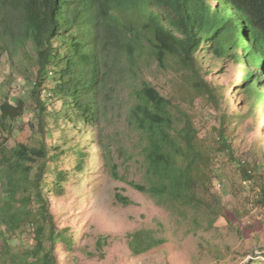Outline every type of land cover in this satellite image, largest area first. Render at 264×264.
Wrapping results in <instances>:
<instances>
[{
  "label": "trees",
  "instance_id": "obj_1",
  "mask_svg": "<svg viewBox=\"0 0 264 264\" xmlns=\"http://www.w3.org/2000/svg\"><path fill=\"white\" fill-rule=\"evenodd\" d=\"M202 52L214 59H232L244 74L240 89L249 105V117L264 105V0H0V67L8 59L9 85L23 76L35 117L32 131L41 132L40 146L25 142L9 145L24 117L28 101L3 90L0 104V253L1 264H60L61 243L72 247L69 229H62L51 198L65 193L67 170L57 167L64 148L46 141L48 101H59L64 116L98 128L105 145L102 116L117 94L118 80L132 83L127 120L137 131L148 185H131L158 204L195 214L194 230H210L223 216L220 199L211 190L217 153L232 148L223 117L205 140L189 111L175 96L166 97L140 75L144 64L166 68L169 58L186 76L195 94L216 102V90L207 82ZM29 64L30 67H27ZM53 85L49 86L50 82ZM52 112V113H51ZM22 128V127H21ZM107 159L109 158V155ZM85 160H79L82 171ZM246 179L258 181L245 170ZM117 178L116 171L112 172ZM259 201L264 206V177H258ZM118 202L130 200L120 193ZM198 228V229H197ZM30 232L34 244L15 252L18 234ZM98 244H102L99 239ZM165 243L151 231L130 235L135 255ZM254 264V263H252Z\"/></svg>",
  "mask_w": 264,
  "mask_h": 264
},
{
  "label": "rangeland",
  "instance_id": "obj_2",
  "mask_svg": "<svg viewBox=\"0 0 264 264\" xmlns=\"http://www.w3.org/2000/svg\"><path fill=\"white\" fill-rule=\"evenodd\" d=\"M206 53L202 52L201 63L208 73L207 82L216 90V102L195 94L186 85V76L173 57L167 60L166 68L146 61L140 78L164 96H175L180 107L194 117L205 140L215 135L213 129L219 128L223 117L230 121L227 132L232 148L214 156L211 172V190L221 201L223 216L210 230H194V213L182 212L167 202L158 204L148 193L131 185L148 183L139 135L127 120L128 94L134 84H127L125 75L118 80L123 85H118L113 100L107 99V111L102 116L104 148L98 128L65 117L62 103L48 101V93L44 94L50 111L60 112L58 118H48L46 141L49 146L64 148L66 152L57 167L69 173L65 193L50 200L60 227L69 229L74 239L72 247L66 243L57 246L60 264H264V206L258 202L257 186L258 177H264V105L249 117V105L239 86L244 74L241 64L232 59L219 61ZM11 72V65L4 58L0 67V104L3 90L9 88L12 102L24 97L28 108L9 145L25 142L39 147L42 134L29 126L35 117L29 86L23 76H18L10 87ZM82 157L84 168L79 171ZM243 169L251 171L258 181L246 179ZM117 193L130 203L118 202ZM140 230L151 231L165 243L135 255L130 235ZM99 239L102 244L97 243ZM33 244L30 232L25 236L18 234L12 242L16 253H24Z\"/></svg>",
  "mask_w": 264,
  "mask_h": 264
}]
</instances>
